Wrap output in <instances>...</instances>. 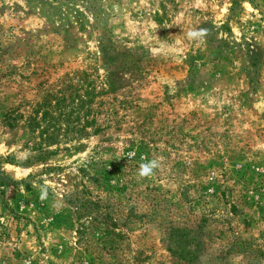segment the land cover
<instances>
[{"label":"rangeland","instance_id":"1","mask_svg":"<svg viewBox=\"0 0 264 264\" xmlns=\"http://www.w3.org/2000/svg\"><path fill=\"white\" fill-rule=\"evenodd\" d=\"M0 264H264V0H0Z\"/></svg>","mask_w":264,"mask_h":264},{"label":"trees","instance_id":"2","mask_svg":"<svg viewBox=\"0 0 264 264\" xmlns=\"http://www.w3.org/2000/svg\"><path fill=\"white\" fill-rule=\"evenodd\" d=\"M63 108L59 110V114L57 117L54 116L51 117V112L52 109H54V106L50 104L48 106H45L44 110L42 111L41 109L35 111V115L31 118L30 129L32 131L36 129L40 130L39 136L41 137L42 144L49 146L55 143L56 141L55 132L58 131V128H56L57 122L60 120L63 121L65 118L67 121V117H68V115L66 116L65 112L63 111ZM40 113H41V118L38 119L37 116ZM41 124H43V126H40ZM49 130H51V132H49ZM104 227L109 228L106 223ZM169 240H171V244L177 245L179 248L183 245H186L187 243L185 242V235L181 233L180 230L173 228L170 230ZM184 252H185V248L181 250V254H183Z\"/></svg>","mask_w":264,"mask_h":264},{"label":"clouds","instance_id":"3","mask_svg":"<svg viewBox=\"0 0 264 264\" xmlns=\"http://www.w3.org/2000/svg\"><path fill=\"white\" fill-rule=\"evenodd\" d=\"M206 35H207V30L205 29H199V30L190 29L186 32L187 38L189 40H194V41H200ZM158 167H159V162L156 159H153L147 163H141L138 169V175L141 178L150 177L153 174L154 169ZM42 198H44L43 195Z\"/></svg>","mask_w":264,"mask_h":264}]
</instances>
